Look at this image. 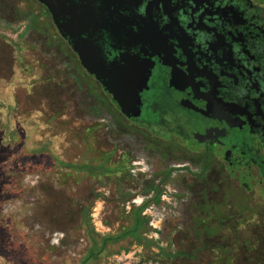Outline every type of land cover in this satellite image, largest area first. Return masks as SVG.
<instances>
[{
	"label": "rangeland",
	"instance_id": "obj_1",
	"mask_svg": "<svg viewBox=\"0 0 264 264\" xmlns=\"http://www.w3.org/2000/svg\"><path fill=\"white\" fill-rule=\"evenodd\" d=\"M29 29L0 25V264H83L105 236L133 228L163 167L114 118L97 114L77 69ZM146 105L141 121L157 126L164 113ZM163 189L142 210L137 238L109 244L87 264H264L258 197L236 201L253 208L237 232L209 235L178 181Z\"/></svg>",
	"mask_w": 264,
	"mask_h": 264
},
{
	"label": "flooded vegetation",
	"instance_id": "obj_2",
	"mask_svg": "<svg viewBox=\"0 0 264 264\" xmlns=\"http://www.w3.org/2000/svg\"><path fill=\"white\" fill-rule=\"evenodd\" d=\"M13 1L0 0V25L27 22L77 69L97 114L123 118L163 167L148 207L178 181L204 231H238L253 208L236 201L264 202V0ZM83 66L147 76L140 116H125ZM146 103L164 113L157 126L141 121Z\"/></svg>",
	"mask_w": 264,
	"mask_h": 264
},
{
	"label": "water",
	"instance_id": "obj_3",
	"mask_svg": "<svg viewBox=\"0 0 264 264\" xmlns=\"http://www.w3.org/2000/svg\"><path fill=\"white\" fill-rule=\"evenodd\" d=\"M79 54L86 64L85 56L80 51ZM83 67L103 84L108 93L114 96V100L118 102L125 116H140V92L144 87H147V76L137 75L133 68L121 72L116 69H107L106 66Z\"/></svg>",
	"mask_w": 264,
	"mask_h": 264
},
{
	"label": "trees",
	"instance_id": "obj_4",
	"mask_svg": "<svg viewBox=\"0 0 264 264\" xmlns=\"http://www.w3.org/2000/svg\"><path fill=\"white\" fill-rule=\"evenodd\" d=\"M115 123L117 124L116 126H118L122 130L123 133H128L127 132L128 130L130 131V128H129L128 124H126L124 122V120H122V118L116 116ZM87 168H88V166H87ZM88 169H90V168H88ZM154 202L155 203L160 202V197L154 199ZM148 205H149V203H145L143 206L137 208V210L134 212V214H133V217H134V226H133V228L125 229L120 234H118L116 236H105L103 238L102 243L100 244V246H98V244H96V246L93 249H91V252H90L89 256L84 260L83 264H87L91 259H93V258H95L97 256H100L101 254L105 253V251H107V247H108L109 244L116 243L118 241H122V240L128 239L130 237H136L137 238L139 230L141 228H143L144 224L146 223V221L143 220V217L141 216V212H142L143 209L148 207ZM246 206H249L248 200L246 201ZM256 215H259V214H256ZM235 216L236 215H233V216H231V218H233ZM257 219H258V221L259 220L260 221L264 220L263 216L262 217L260 216ZM87 226H88V224H87ZM88 228H89V232L92 233L91 227L88 226ZM257 245H258V243L256 241H254L253 246H250V247H251L252 250H254V249H256L258 247Z\"/></svg>",
	"mask_w": 264,
	"mask_h": 264
}]
</instances>
